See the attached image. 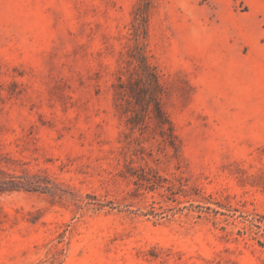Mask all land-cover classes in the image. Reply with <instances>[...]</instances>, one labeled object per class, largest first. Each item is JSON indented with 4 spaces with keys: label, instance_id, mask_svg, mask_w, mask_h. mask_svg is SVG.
I'll use <instances>...</instances> for the list:
<instances>
[{
    "label": "rangeland",
    "instance_id": "374dc122",
    "mask_svg": "<svg viewBox=\"0 0 264 264\" xmlns=\"http://www.w3.org/2000/svg\"><path fill=\"white\" fill-rule=\"evenodd\" d=\"M0 264H264V0H0Z\"/></svg>",
    "mask_w": 264,
    "mask_h": 264
},
{
    "label": "trees",
    "instance_id": "16d2710c",
    "mask_svg": "<svg viewBox=\"0 0 264 264\" xmlns=\"http://www.w3.org/2000/svg\"><path fill=\"white\" fill-rule=\"evenodd\" d=\"M142 65H143L144 71H146L145 74L148 76L147 81H148L150 88H151V92L149 94V102L152 105V111L155 114L156 118H162L164 113L160 107L158 97H157V93L159 91V84L157 82L156 74L154 73L152 68H150L145 62H143ZM123 84L124 83L122 81L119 82L118 87L119 88L124 87Z\"/></svg>",
    "mask_w": 264,
    "mask_h": 264
}]
</instances>
